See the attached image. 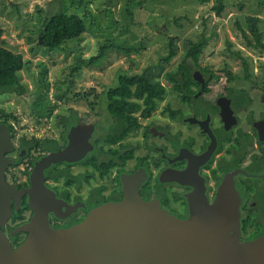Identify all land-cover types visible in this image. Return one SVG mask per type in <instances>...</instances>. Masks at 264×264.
<instances>
[{
  "label": "flooded vegetation",
  "instance_id": "obj_1",
  "mask_svg": "<svg viewBox=\"0 0 264 264\" xmlns=\"http://www.w3.org/2000/svg\"><path fill=\"white\" fill-rule=\"evenodd\" d=\"M184 56H178L171 65L174 67H168L169 60L157 69L159 75L146 72L159 95H153L150 101L146 91L142 97L135 96L137 86L129 79L128 97L109 101L105 95H98L100 100L87 106L92 110L87 115H80L66 103L59 143L51 137L17 138L10 132L13 148L5 154L11 161L4 173L7 184L18 192L27 189L35 163L50 152L67 148L70 129L85 125L92 127L90 135H77L85 155L44 171L46 186L62 202L55 208L56 214L48 215L51 228H71L95 208L122 201L123 180L130 187L138 184L142 200L157 201L169 214L186 220L197 203L211 205L220 186L231 177L240 199V241L263 235L264 78L253 77V81L261 80L259 83H233L239 78L233 79L235 75L227 71V57L218 56L221 63L216 68L210 61L214 55L207 57V64L203 55L198 62ZM144 70H120L114 87L121 75H144ZM217 72L225 74L223 82H216ZM111 102L122 105L115 115L104 111ZM110 133L115 138L106 143L104 139ZM86 137L91 147L82 143ZM46 141H54L55 149L43 150L41 145ZM56 168L62 171L57 180L53 176ZM11 204L12 214L1 231L16 249L27 234L12 233L31 218L32 211L26 195L11 199ZM20 212L24 219L13 220V214Z\"/></svg>",
  "mask_w": 264,
  "mask_h": 264
},
{
  "label": "rangeland",
  "instance_id": "obj_2",
  "mask_svg": "<svg viewBox=\"0 0 264 264\" xmlns=\"http://www.w3.org/2000/svg\"><path fill=\"white\" fill-rule=\"evenodd\" d=\"M263 1L222 0L223 10L217 15L214 7L219 0H0V26L4 31L0 46L21 54L28 63L19 73L25 92L1 96L0 110L9 114L6 119L15 137H51L59 143L64 131L60 119L66 114V103L80 115H87V106L115 86L120 70L136 73L152 68L150 71L159 75L156 70L168 54L169 39L176 41L178 49L168 67H174L171 65L182 54L185 40L196 42L206 37L204 63L214 55L210 61L217 68L221 63L218 56L227 57V71L239 77L233 83L241 84L246 83L245 60L251 78H264V53L247 47L242 36L243 30L250 38L247 17H257L264 42V12L260 6ZM60 13L81 17L85 33L64 46V50L33 52L35 46L41 45L37 39L44 21ZM101 46L112 48L97 65L81 70L70 92L69 74L75 59L94 56ZM237 51L241 58L233 57ZM216 75L217 83L226 79L224 73ZM98 95L102 97L96 99Z\"/></svg>",
  "mask_w": 264,
  "mask_h": 264
},
{
  "label": "water",
  "instance_id": "obj_3",
  "mask_svg": "<svg viewBox=\"0 0 264 264\" xmlns=\"http://www.w3.org/2000/svg\"><path fill=\"white\" fill-rule=\"evenodd\" d=\"M91 130L85 125L71 128L68 147L38 160L29 187L18 192L5 180L11 163L5 154L13 144L6 124L0 123V264H264V234L240 241V199L231 177L211 205L197 203L186 220L169 214L157 201L142 200L138 184L130 187L123 180L122 201L95 208L71 228H51L48 215L62 202L46 186L44 171L82 158L77 135L88 137ZM87 137L81 141L91 147ZM24 195L32 216L12 233L27 234L13 249L1 229L12 214L11 199Z\"/></svg>",
  "mask_w": 264,
  "mask_h": 264
},
{
  "label": "trees",
  "instance_id": "obj_4",
  "mask_svg": "<svg viewBox=\"0 0 264 264\" xmlns=\"http://www.w3.org/2000/svg\"><path fill=\"white\" fill-rule=\"evenodd\" d=\"M260 6L262 7V10L264 12V1L260 3ZM214 10L216 11L217 15H220L223 10V2L222 0H219L218 6L214 7ZM259 19L257 17H247V25H248V34L250 35V38L247 35V32L242 30V36L246 41L247 47H253L259 49L260 53H264V42L261 39V32L258 29ZM86 26L84 20L77 16V15H67L65 13L60 14H54L49 19L44 21L43 29L39 31L41 45L35 46V49L33 48V52L37 50H43L44 52L53 53L55 51H61L64 50V46H66L70 42H75L76 40L80 39V37L85 33ZM3 29L0 26V38L3 34ZM37 39V43H38ZM207 46V39L206 37L200 38L198 41L193 42L192 40L188 39L184 41L183 44V51L181 55H185L184 58L187 56L194 59L195 62H198V59L200 58V55H203L204 50ZM111 46H101L97 52L96 55L91 56L87 59H83L81 57H78L75 59V64L73 65V68L71 70V73L69 74V86L72 91V87L74 86V80L79 78L80 72L84 68L92 67L93 65H97L100 60H103L106 56V53L111 49ZM177 45L176 41L174 39L168 40V54L164 56L158 67H162L163 65H166L169 60H171L174 55H177ZM138 51V49H137ZM128 52V51H127ZM236 55H233L235 58H241L239 51L235 52ZM28 65L26 61H24L21 54L13 53L9 49L0 46V97L6 94H17L21 95L25 92V88L23 85H21L19 81V73ZM156 67V68H158ZM243 67H244V75L243 80L247 82H253V83H259L261 80L253 81L252 75L249 73L247 63L245 60H243ZM264 69V67H262ZM152 68L145 69L144 75H134V76H128V75H121L119 77L118 86L110 88L106 91H103V95H105L106 100L109 101H120L124 100L125 97H128L131 93V90L129 88L130 80L132 79V82L130 84H134L137 86L135 88V96L136 97H142L143 92H147L149 95V101L152 100V96L155 95L158 97V93L155 91L153 86L150 84L149 76L147 73H150ZM154 69V68H153ZM185 77V74H183ZM233 76V75H232ZM232 76L229 75V78ZM171 79L172 84H174L173 76H169ZM239 78L237 76H233V79ZM93 91V90H91ZM93 93V92H92ZM67 95V93L65 94ZM88 94L86 93L85 96ZM95 98V96H94ZM98 97H96L97 99ZM122 105L118 103V105H114L113 102L109 104L107 110L112 115H115V111L120 110ZM151 109V108H149ZM122 110V109H121ZM120 115H123L119 113ZM125 115V114H124ZM9 114L4 112L3 110H0V123L6 124L8 130L12 132V126L8 123L7 117ZM2 119V120H1ZM122 121L125 124V117H122ZM60 123L63 124L64 121L60 119ZM114 134H108L105 137V142L110 143L111 139L114 137ZM115 138V137H114ZM27 146L24 143V147L27 149ZM43 150H53L55 149V143L54 141H46L45 143H42L41 145ZM106 161H102V163H105ZM32 165V163H31ZM55 175L54 178L60 179L62 171L60 169H55ZM53 173V172H52ZM28 174V173H27ZM54 174V173H53ZM24 216L22 213L13 214V220H23ZM257 237V236H255Z\"/></svg>",
  "mask_w": 264,
  "mask_h": 264
}]
</instances>
